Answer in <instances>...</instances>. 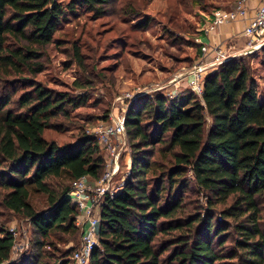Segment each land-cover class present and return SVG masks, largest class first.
Here are the masks:
<instances>
[{
    "label": "trees",
    "instance_id": "1",
    "mask_svg": "<svg viewBox=\"0 0 264 264\" xmlns=\"http://www.w3.org/2000/svg\"><path fill=\"white\" fill-rule=\"evenodd\" d=\"M115 1L0 0V204L30 220L34 236L30 251L12 260L16 239L0 223V264L75 263L77 247L52 262L48 246L57 233L82 234L72 182L100 179L106 163L98 138L86 131L63 145L44 136L89 97L37 81L45 69L40 48L54 42L69 14L102 17ZM73 51L85 70L80 46ZM249 55L210 71L201 96L159 91L131 104L132 166L105 200L92 264H264V99ZM40 192L43 209L32 201Z\"/></svg>",
    "mask_w": 264,
    "mask_h": 264
},
{
    "label": "rangeland",
    "instance_id": "2",
    "mask_svg": "<svg viewBox=\"0 0 264 264\" xmlns=\"http://www.w3.org/2000/svg\"><path fill=\"white\" fill-rule=\"evenodd\" d=\"M237 1L116 0L102 17L85 9L69 14L60 23L54 42L40 48L45 69L36 79L48 89L72 96L88 95L89 100L78 108L68 107L69 116L54 119L44 136L59 145L76 142L83 131L99 139L100 132L125 117L138 98L152 97L159 91L171 98L191 89L188 86L170 90L177 82L175 77L186 78V73L202 58L199 39L207 15L221 8L231 10ZM74 44L81 48L85 70L73 57ZM249 54L241 55H249L264 99V53L257 50ZM78 82L89 87L80 88ZM127 94L131 96L127 98ZM113 144L120 152V170L113 180L117 186L125 183L132 166L128 133L114 138ZM102 152L106 157V150ZM196 197L189 194V200ZM32 201L43 209L47 196L34 193ZM78 218H83L81 213ZM0 223L17 232L12 260L28 253L34 237L30 220L0 204ZM81 239L82 234L74 239L69 234L57 233L48 246L51 261L59 260L62 251L78 247Z\"/></svg>",
    "mask_w": 264,
    "mask_h": 264
},
{
    "label": "built area",
    "instance_id": "3",
    "mask_svg": "<svg viewBox=\"0 0 264 264\" xmlns=\"http://www.w3.org/2000/svg\"><path fill=\"white\" fill-rule=\"evenodd\" d=\"M248 0H238L236 6L231 10L218 9L213 12L209 21L206 23L204 31L209 34L223 24L246 19L248 13ZM248 37L244 47L231 49L222 45H214L212 57L207 59L206 55L211 50L210 45H203L202 58L192 67L189 86L199 96L203 93L204 79L210 69L215 70L226 59L247 53H253L264 46V0L257 9L255 17L246 25L244 30ZM131 95L127 94V98ZM174 95L172 97H176ZM126 119L122 117L111 126L106 127L100 132L99 145L105 149L106 171L103 176L95 181L88 176H83L72 182L70 193L72 202L78 207L83 218H78L77 224L82 228V239L73 254L75 264H92V255L96 247L100 245V228L102 222V209L108 196L112 197L124 184L114 186V177L120 170V152L113 144L114 138L125 136ZM15 239L17 232L11 229Z\"/></svg>",
    "mask_w": 264,
    "mask_h": 264
},
{
    "label": "crops",
    "instance_id": "4",
    "mask_svg": "<svg viewBox=\"0 0 264 264\" xmlns=\"http://www.w3.org/2000/svg\"><path fill=\"white\" fill-rule=\"evenodd\" d=\"M236 3H235V6H236ZM260 3H261V0H248L247 4H248L249 10H248L246 19H238L237 21L223 24L220 27H218L216 30L211 31L209 34H207L204 31V28L214 11L211 14L207 15V18L204 24L202 25V37L199 39L201 48L205 44L211 46V50L206 55L207 59H210V57L212 56L213 54L212 48L214 45H222L224 47L235 46L236 48H241L247 44L248 37L245 35L244 30H245L246 25L255 17ZM221 9L230 10V9H224V8H221ZM186 75H188L186 78H181L180 76L175 77L177 78V82L172 84V88L170 90H178L181 88L183 90V88H187L189 86L191 75L190 73L188 74L186 73Z\"/></svg>",
    "mask_w": 264,
    "mask_h": 264
}]
</instances>
